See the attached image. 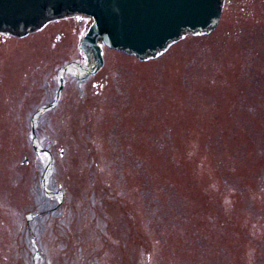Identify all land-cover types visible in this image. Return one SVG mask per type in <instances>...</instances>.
I'll list each match as a JSON object with an SVG mask.
<instances>
[{"label":"rangeland","instance_id":"rangeland-1","mask_svg":"<svg viewBox=\"0 0 264 264\" xmlns=\"http://www.w3.org/2000/svg\"><path fill=\"white\" fill-rule=\"evenodd\" d=\"M87 22L0 35V264H264V0L146 62L107 48L42 112Z\"/></svg>","mask_w":264,"mask_h":264},{"label":"water","instance_id":"water-1","mask_svg":"<svg viewBox=\"0 0 264 264\" xmlns=\"http://www.w3.org/2000/svg\"><path fill=\"white\" fill-rule=\"evenodd\" d=\"M223 5L224 0H0V33L23 37L52 20L77 13L88 15L93 23L83 46L94 49L96 64L92 71L95 72L103 65L98 41L141 60L154 58L186 35L213 30L219 23ZM62 88L63 79L60 91ZM56 101L41 109L42 112ZM35 128L33 125V148L47 155L42 187L53 194L46 187L53 156L38 142ZM27 160L26 157L24 162Z\"/></svg>","mask_w":264,"mask_h":264},{"label":"bare ground","instance_id":"bare-ground-1","mask_svg":"<svg viewBox=\"0 0 264 264\" xmlns=\"http://www.w3.org/2000/svg\"><path fill=\"white\" fill-rule=\"evenodd\" d=\"M72 69H77L78 70L77 72L80 73V74L84 72V69H79L77 67H73Z\"/></svg>","mask_w":264,"mask_h":264},{"label":"flooded vegetation","instance_id":"flooded-vegetation-1","mask_svg":"<svg viewBox=\"0 0 264 264\" xmlns=\"http://www.w3.org/2000/svg\"><path fill=\"white\" fill-rule=\"evenodd\" d=\"M84 20H85V19H78V24L82 25V24L84 23ZM52 24H54V23H52ZM52 24H50V25H52ZM50 25H49V26H50Z\"/></svg>","mask_w":264,"mask_h":264},{"label":"trees","instance_id":"trees-1","mask_svg":"<svg viewBox=\"0 0 264 264\" xmlns=\"http://www.w3.org/2000/svg\"><path fill=\"white\" fill-rule=\"evenodd\" d=\"M58 204V203H57Z\"/></svg>","mask_w":264,"mask_h":264}]
</instances>
